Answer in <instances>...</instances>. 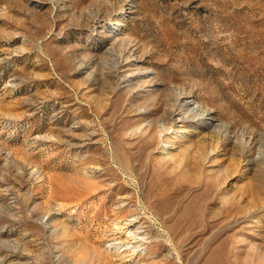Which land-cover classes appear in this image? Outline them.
Returning a JSON list of instances; mask_svg holds the SVG:
<instances>
[{
  "label": "rangeland",
  "instance_id": "rangeland-1",
  "mask_svg": "<svg viewBox=\"0 0 264 264\" xmlns=\"http://www.w3.org/2000/svg\"><path fill=\"white\" fill-rule=\"evenodd\" d=\"M131 212L264 264V0H0V264H118Z\"/></svg>",
  "mask_w": 264,
  "mask_h": 264
},
{
  "label": "bare ground",
  "instance_id": "bare-ground-1",
  "mask_svg": "<svg viewBox=\"0 0 264 264\" xmlns=\"http://www.w3.org/2000/svg\"><path fill=\"white\" fill-rule=\"evenodd\" d=\"M183 103L187 108H191L194 105L192 101L187 100H184ZM176 118L178 122H184L185 115L178 113ZM179 127V130L183 131L182 126ZM150 238L151 233L148 229L146 216L131 212L117 221L113 232L109 236L108 247L118 264H155L153 261L147 260L148 254L145 253L151 245ZM22 263L29 264L30 261L24 260Z\"/></svg>",
  "mask_w": 264,
  "mask_h": 264
}]
</instances>
